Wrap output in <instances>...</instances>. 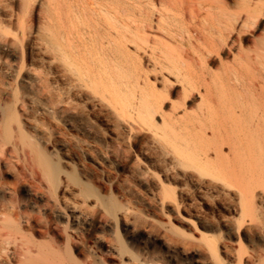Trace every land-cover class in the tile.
Segmentation results:
<instances>
[{
  "label": "rangeland",
  "instance_id": "1",
  "mask_svg": "<svg viewBox=\"0 0 264 264\" xmlns=\"http://www.w3.org/2000/svg\"><path fill=\"white\" fill-rule=\"evenodd\" d=\"M181 1L182 8L186 5L185 1L187 2L188 0ZM193 1L194 3L190 2V4H192L191 6L189 2H187L189 8L192 6H194L193 9L195 8L194 10L189 9V13L187 12L188 10L184 12L182 9H180L181 11L177 9V13L176 11L175 13L173 12L176 16L178 15L177 17L175 16L176 19L179 18L178 21L184 19L185 21L183 23H185L188 20V22L183 25L184 27L189 25V28L192 22L191 29L186 28L184 30L181 28V31L179 26H182L180 25L182 21L178 22L175 20L179 23L178 26V23L174 22L178 28L176 29L175 27V30L179 32L180 29L184 39L178 36L179 40L182 39L181 47L180 45H172L175 52L178 50V53H174L175 55L173 56L177 57L178 55L176 54L180 53L183 56L192 54L191 56H193L194 59L192 62L190 61L192 67H190L189 73L195 76V78L197 77V79L201 76L203 77L206 73L207 79L210 81L208 83H212V95L217 96V93L220 94L222 91L229 93V95H233L234 91L239 89L235 85L233 87L231 86L234 84V80L228 78L231 77L229 66L233 64L234 56L238 55L236 54L238 53V47L245 48L244 50L246 51L250 49L251 52L249 53L254 56L255 53L253 52V48L254 50H259L256 48L261 49L263 46L261 43H263L262 40H264V4H262L264 1L262 0L258 3V1L255 0L257 1L258 6L256 8H258V10L256 9L254 13L251 12V16L248 18L249 20L245 23V26H243L244 29L242 27L239 30L240 32L234 31L232 36L234 35L233 38H236V43L234 45L227 43L225 47L220 41L218 42V35L215 37V32H213L212 37H210V32L203 28V36L202 34L198 35L197 31L199 32L201 27H199V25L196 26V24H198L197 22L207 19L206 21L209 25L214 24L216 27L217 25L214 20L216 16L212 14L213 10L212 12L210 11V14H208L209 16L207 14V17L204 16L205 12H207V10L205 11L204 9V2L202 0H199L202 3H197L199 2L198 0ZM225 1L223 0L222 2L225 3L222 4L224 8L227 7V9L225 8V12L228 15H234L235 13V15H239L240 18H246L248 15L247 13L250 12L247 11L248 8L243 4V0ZM255 1L253 2L256 3ZM236 3L238 4L236 5ZM195 5H199V7H195ZM42 7L40 5H35L34 17L33 15L32 17L31 15L27 17L28 23L30 22V25L33 27L31 28L33 32L31 31V33L28 31V37L26 36V38L29 40L24 39V44H14L16 50L19 49V51H13V49H11L13 47H9L14 39L11 36L16 32L20 33L21 28L19 25H11L10 30L15 29L16 32L12 31L13 34H11L12 32L8 34L10 37L9 41L11 42H9L8 47L0 42V57L4 59L3 63H5L6 60L8 63H5V65H3L4 69L2 68L0 70V111L7 109L6 107L11 106L15 108L16 106V112L20 115L18 118L19 120L21 119L20 121L22 123L19 124L23 126V131L26 133H24L26 136L23 134L25 136V139L23 137L24 141L28 138L26 142L29 141L30 143L28 144H33L35 148H37L33 149L42 150L52 160L60 164L63 170L60 174L62 180L60 179L58 186L57 184H49V181L47 182V179L44 178L40 166H38L39 156H37V154H32L31 160L30 158L28 160V158L23 155L22 151H13V154H11L7 160L0 161V211H5L6 208L9 209L8 203L12 201V197L13 200L19 198L24 208L32 209L33 203L31 201L33 196L31 194L35 193L34 190L36 188L39 189L38 192H36V198L38 204L42 207H45L46 203L49 201L53 203V199L54 201L58 199V203L60 202L65 206L77 203L81 207V213H83L81 219L82 223L75 226V238L74 241H70L69 245L78 264H145L146 262V264H213L214 262L213 260L211 261L212 256L210 255V250L207 248L206 242H204L205 240L203 241L202 238L199 239L201 232H206L211 236H215L214 242L218 250H220V255L226 259L225 262L227 264L228 262L235 263L238 256L245 251H248V254L254 251L264 252V197L261 198L258 196L261 194L260 189L257 190L259 193L257 195L258 198H256V206L258 209H256L255 214L257 217L252 219L251 216H247L245 220H242L241 206L239 205L240 195L237 188L228 187L224 181L215 179L210 175H203L194 164L184 165L180 162L176 153L172 151L173 142L179 145V147H183L186 143H190L189 147L191 146L192 148L195 147V149H199L197 145L194 146L193 144L196 143L195 141L197 140H199L198 142L200 143L201 139L198 138L202 134L200 135L198 133H201L200 131L202 130L204 131L210 123L202 119L201 121H204L205 124L202 126V129V127L198 126L199 120H197V118L195 119L196 116L194 114L195 110H197L196 107L199 105L197 102L201 103L198 96H200V94L203 95L205 91L204 86L200 87V92L198 89L185 96L184 90L181 89L184 86L183 83L179 81L176 82L175 75L169 73L170 71L167 70L168 68L161 70L159 66L158 70H156L157 68L152 67L153 62L151 61V56L148 55L151 52L150 49H152L153 46L154 48L157 47L155 48L156 51L159 48L160 50L164 49V45L153 43L154 38H163V35L157 32L158 29L157 31L153 29L151 32V34L155 32L154 35L151 36V38L153 37L151 42L152 46L149 44L151 47L144 44V51L141 48L139 50L140 53H138L139 51H135L136 45L134 43H131L129 46L131 53L132 51L134 53H130V60H132H129L131 62L129 65L133 66L132 63L137 66L139 65V71L141 72H139V77L141 78H139V90L147 94V101H149L148 103L152 105L155 111L154 120L161 127L156 133L148 127H138L132 118L134 114H129V116L124 115L126 116L124 117L108 100H105L101 96H96L95 93V95H93L91 90L88 91L86 88L85 91L74 89L75 91L73 90V93H69V85H67L59 66L57 67L59 70L56 68V71L61 73L57 75L58 73L56 72L55 80L57 81L55 83V92L53 91V99L49 98V88L46 86V81L52 78V75H48L51 70L49 66L51 59L50 54L46 51L48 49L46 48L47 44H45L47 42L43 34V27H45L44 25L47 23L50 13L45 6ZM198 8L199 10L196 11ZM192 10L195 11V13L198 12V16H200V18H198L201 20L197 21L196 19H192L193 16L190 15ZM193 11L192 14H195ZM199 11H201V13ZM4 12L2 16L4 15L3 17L7 25H9L11 24L8 14L10 11ZM60 12L63 13L62 11ZM178 12H180L181 19ZM181 12H184V15H186L184 16ZM231 12L233 13L231 14ZM213 13L216 12L214 11ZM187 15L189 17L188 19L186 18ZM5 16L8 17L5 18ZM195 18H197V16ZM191 19L196 21V24L195 22L193 23ZM45 20L47 21L44 22ZM154 22L153 23L156 24V19H154ZM60 24L63 25V22H60ZM174 26L175 25H173V27ZM194 26H196V31L195 28H193ZM191 30L195 33L193 34ZM159 31L161 30L159 29ZM180 32L177 34H180ZM190 32H192L194 37ZM156 33L160 36L157 37ZM184 34L187 36L192 35L194 39L191 41L193 42L195 40L194 44H190V39L188 40V37ZM197 36L202 37L200 39L201 42H197ZM215 40H217L218 43L215 42ZM202 42L204 45H202L201 48H206L208 46L212 49L208 57H206L205 60L203 59L206 62L205 65L204 61H202V63L199 61L198 63L200 57L197 53L193 52L195 44L198 45L199 43L200 45ZM211 42H214V44ZM220 43L222 45H220ZM221 46L223 47L221 48ZM4 48L9 49L5 50ZM169 48L170 47L164 50H168L170 52L169 54L173 53V48L172 50ZM145 50H147L146 52L148 53H145ZM160 50L158 51L159 53L161 52ZM19 53L21 54L19 55ZM165 54L163 53V55ZM147 55L150 56V59ZM23 56L25 66H23L21 73H18L17 67L20 65ZM200 60H202V58ZM11 67L13 71H11ZM7 68H9V72ZM130 68L133 70L135 67L133 66ZM133 71H136V69ZM206 74L204 76H206ZM171 75H173V77ZM24 77L28 81H24V79H22ZM164 78L165 80L167 78L169 80L165 81ZM227 78L231 81H228ZM227 82L229 84H227ZM222 84L224 87H222ZM14 88H17L16 91H14ZM5 90L7 91L5 92ZM15 92L18 93H16V96H19V98L14 97ZM62 92L63 94H61ZM210 97L212 96L210 95ZM68 99L69 101H67ZM16 100H18V103H15ZM74 101H76V103ZM21 103L25 104L23 105L24 108ZM83 112H85V114ZM11 120L12 119H9V121ZM12 121L11 124H9V122L8 125H10L11 128L13 127V133L16 135L13 140L21 143V140L17 137L21 134V132L19 133L18 131L19 126L16 124L18 122L13 121L12 123ZM70 121L73 122L71 123ZM201 121L200 123H202ZM205 126L207 127L204 128ZM198 128L201 130H198ZM21 129L20 131H22ZM208 129L211 130L209 127ZM208 129L207 135L210 134V132L212 134V130L209 131ZM2 130L3 128L1 131ZM197 134L199 137H196ZM211 136L207 137L210 138ZM213 138L214 137H211V139ZM27 149L30 150V148ZM200 149L197 151L200 153V161L204 164L203 166H207L211 171L222 175L220 171L221 162L218 156H216L213 146L211 148L213 150L210 149L211 151H208L210 154L207 152L209 156L205 154L206 157L203 156L204 153L202 154ZM74 177L89 185L88 187L92 188V192L94 194L96 193L95 196H91V194H93L92 192H84L83 195L82 192L79 193L81 187L78 183H75ZM34 185L35 188L33 189L32 186ZM56 186L58 189L55 194H53ZM50 187L53 190H51ZM163 188L170 190L171 194L165 195ZM14 194L15 196H13ZM87 194L89 195V199ZM54 195H56V197ZM57 206L58 205H56V207ZM57 210L62 212L59 208ZM52 215L54 216L55 214ZM60 221H62V223L64 222V224L66 223V219L63 217L60 218ZM91 222H93L94 225H91ZM232 228H237L239 230L238 234L243 241V251L239 249V238L231 233ZM179 238L182 240L185 239V243H182L181 240L178 241L179 243L174 242V240L177 241ZM60 240L64 241L63 237H60ZM244 254L246 255V253ZM54 264L74 263L65 259L63 256L59 257V261Z\"/></svg>",
  "mask_w": 264,
  "mask_h": 264
},
{
  "label": "bare ground",
  "instance_id": "2",
  "mask_svg": "<svg viewBox=\"0 0 264 264\" xmlns=\"http://www.w3.org/2000/svg\"><path fill=\"white\" fill-rule=\"evenodd\" d=\"M180 1L181 0H0V42L8 47L10 42L9 41L10 37L8 34L11 33L12 31L13 32L15 31V29L10 30L11 25L12 24L13 25L16 24L17 26L19 25V27L21 28L20 30V28L18 27L20 33L16 31H15L16 33L14 34L13 32L11 33L13 34V36L11 37H13L14 39L12 38L13 43L9 45V47L10 46L13 47L11 48L13 49V51H19V49L16 50L14 44L15 43L24 44V39H27L26 36L28 37V31L31 32L32 31L31 28H33L32 25H30L31 23L30 22L28 23L27 17L29 15H31V17L33 15L34 17L35 5H40L41 7L45 6V8H47V10H49L50 13L48 17L49 19L48 21L47 20L44 21V22L47 21V23H45L44 25L45 27H43L44 29L43 34L45 35L46 37L45 39L47 42L45 44H47L46 48L48 49L46 51L50 54V59H51L49 65L51 67V70L49 72L50 68L48 69V72L50 73L48 75L50 76L52 75L51 76L52 78L50 79L48 78L49 80L47 79L48 81H46L47 82L46 86L49 88L48 91L50 95L49 98L51 99L53 97V91L56 88L55 87V83L57 81L55 80L56 72H57L56 68L59 66L67 85H69V89H68L69 93H71L74 89H77L79 91L81 90L85 91V88L86 90L88 89V91L91 90L93 95L96 94V96H101L105 100H108L111 103V105H113L121 115L129 116V114H134L132 118L134 119L133 121H135L138 127L140 126L148 127L150 130H153V132L155 131L157 133L159 129H161V127L154 120L155 111L153 110L152 105L148 103L149 101H147L146 98L147 94L139 90L138 87L140 84L139 76L141 73L139 71V65L137 66L134 65V63H132L133 66L135 67L133 70L136 69V71H133L132 68H130L133 66L129 65V63H131L130 61L132 60V59L130 60V55L133 53V51L131 53V51L129 50V46L131 43L132 44L134 43L136 45L135 48L136 52H138L141 48L143 49V47H145L143 46L144 44H147L148 47H151L152 46L151 42L153 38V37L151 38V36L154 35L155 33L154 32L151 34V32L153 29H156V31L158 29L157 32L158 33L160 32V35H163L162 36L163 38L162 39L161 37H159L160 39L154 38L153 40L154 44L164 45L163 47L164 49L170 47L169 48L170 50H172L173 46L175 45L176 46L180 45L181 47L182 45L181 40L184 38L181 35L182 32H180V29L182 28L185 30L186 28H188L189 25L188 26L186 25V27H184L183 25L188 22L187 19L189 17L187 15L186 17L187 21L185 23H183L185 21L184 19L179 20L180 22L182 21L183 24L181 23L180 25H182L184 27L183 28L182 26H179L178 23L179 18L176 19L178 15L176 16L174 13L175 11L177 13V9L178 11L182 9V11L184 12L185 10L186 11L188 10L187 12L189 13L190 11L189 9H193L194 6L189 8L187 2H189L190 4V2L194 3V1L192 0L193 1L192 2L191 0L190 1L188 0L186 2L184 0L187 6L184 5L182 8H181L182 3H180ZM202 1L204 2L203 5H205V7L207 8L206 9L204 7L205 11L207 10V12H205V15L204 14L203 15L207 17V15L210 14V11L211 12L212 10L213 12L215 11L216 13L212 12V14H215L216 16L214 17V20L217 26L215 27L214 24L209 25L206 21L207 19L205 21L199 19L200 16H198V12L195 13V11H193L195 9L194 8L192 11L195 14H192L191 11L190 15L193 16V18L191 16L190 17L194 20L196 19L197 21L201 20L197 22L198 24H196V21H193L191 19L193 23L195 22L196 26L199 25V27H201L200 31L199 32L197 31V33L198 35H201L203 32L202 29L205 28L210 32L209 34L210 37H212L213 35L212 33L215 32L214 33L216 35L215 37H217L218 35L217 37L219 39V40L217 39L218 42L220 41L225 47L227 46V43L232 45L236 43V38L234 39L233 38L234 35L232 36V34L234 33L235 30L238 32L243 26H245V23L249 20L248 18L251 16V12L254 13L256 12L255 11L256 9L258 10V8H256L258 6L257 1L259 3V1L262 0H257V1L243 0V4H245L246 8H248L247 11H250L249 13H247L248 15L246 18H240L239 15L237 16L235 15V13L233 15L232 14L233 12H231L232 15H228L225 12V8L227 9V7L224 8L223 5L226 2L225 0L224 3L222 2L223 0H214V1L205 0L206 3L204 0ZM253 1H255L256 3H254ZM197 3H202V2L199 1ZM237 4L238 3H236V5ZM262 4L264 3L262 2ZM191 5L192 4H190V6ZM195 7H199V5L198 6L195 5ZM197 10H199V8L196 9V11ZM4 11H10L8 14H9V21L11 24H9L8 21L9 25H7L3 17L4 15L2 16V13ZM60 11H62L63 13H61ZM184 12L181 13H183L184 15ZM199 12L201 13V11ZM179 13L180 12H178V14ZM195 15L197 16V18L198 17L199 18L198 19L195 18L196 17ZM7 17L5 16V18ZM154 19H156V24H154L155 23ZM175 20L178 22H176ZM60 22H63V25L60 24ZM174 22L178 23L177 25L180 27L179 29L180 34H177L179 32L175 30V27L177 25L174 24ZM173 25L175 26L173 27ZM190 25L192 26V22ZM196 26L193 27L195 28V31H196ZM190 27L188 29L192 28ZM159 29L161 31H159ZM176 29L178 28L176 27ZM192 32L190 33L192 34ZM194 33L195 32H193V34ZM160 35L157 34V37ZM192 35L191 36L186 35V37H188V40L190 39L191 41L194 39L193 38L194 35L193 37ZM178 36L181 37L182 39L179 40ZM201 38L202 37L197 36L196 38L197 42H201L200 41ZM217 40H215V42H217ZM194 41L193 42L191 41L190 44H194ZM262 41L263 43L261 44H263V46L261 49L256 48L259 50H254L253 48V52L255 53L254 56H252L253 54L251 55L249 53L251 52L250 49L246 51L244 50L245 48L243 49L242 47H238L239 48L238 53H236L238 55L234 56L233 58L234 62L232 65L229 66L231 77L228 78L234 80V84L231 86L233 87L235 85L239 89V90H235L233 95H229V93H225L224 91H222V93L219 91L220 94L217 93L218 94L217 96L212 95L211 94L212 93L211 90L213 89V87L211 86L212 83L211 84L208 83L210 81L207 79V74L205 72L204 73L206 74V76H204L205 74L203 73L204 74L203 77L202 76L200 78L198 77L199 79L191 75V73H189V69L190 67H192L191 62L194 59L193 56H191L192 54L189 55L187 53L188 55L183 56L179 52L180 54H176L179 56L178 58V56L177 57L173 56L175 55L174 53H176L178 50L175 52L173 48L174 52L171 53L172 54L171 55L169 54L170 52L168 50H167L168 53L164 49L163 52V50H160V48L156 51L155 48L157 47L154 48V46L152 47V49H150L151 50L150 54H148L151 56V61L153 62L152 67L157 68L156 70H158L159 66L161 70L162 69L164 70V68H168L167 70L170 71L169 73L175 75L176 78L175 77L174 78L176 79V82L179 81L183 83L184 86L183 87L181 86L182 87L181 89L184 90L185 96H187L188 93L190 92L193 93V91L198 89L200 92L201 86L205 87L204 88L205 93L203 92V95H201L198 92L200 94V96L198 97L200 98L199 100L201 103L197 102V104L199 105L198 107H196L197 110H195V112L196 111L197 112L196 113L194 112V114L196 116L195 119L197 118V120H199L198 126L200 127L204 126L205 125L204 121H208L210 123V125L207 126L211 128L212 134L211 132L210 134L212 136L210 134L207 135L208 127L205 126L204 128L206 127L207 128L204 129V131L203 130L200 131L201 133L197 132L198 134L200 135L202 134V135L199 137L197 134L196 136L199 137L198 139H201L200 143L202 146L200 145V143L198 142L199 140L197 139H196L197 141L195 142L196 143L198 142L199 145L198 143L197 144L194 143L193 145L194 146L197 145L199 149L201 146L200 150L202 152L201 151L200 152L202 154L204 153L203 156L205 157L206 155H208L209 153L208 151H211L213 149L215 150L214 152L216 156H218L221 162L220 171L222 175H219V173H215L214 171H211L207 166H203L204 164L201 163L200 161V153L199 151H197L199 149H195V147L192 148L191 146L189 147L190 143H186L185 146L179 147V145L173 142L172 151L176 153L180 162L183 163L184 165L194 164L198 167V169L203 175H210L215 179H220L224 181V183H226L228 187L237 188L239 190V195H240L239 205L241 206L240 208L242 212L241 214L242 220H245L247 216H251L252 219H254V217H257L255 213H256V209H258V207L256 206V198H258L257 195L259 193L257 192L258 189H260L261 191L260 192L261 194L258 196H260L261 198L264 197V40ZM221 43L220 45H222ZM149 44H151V46ZM212 44H214V42ZM200 45L199 43L198 45L195 44V47L193 48L194 49L193 52L197 53L200 59L202 58V60L198 59V63L199 61H201L200 63H202V61H204L205 58L208 57L209 52H211L212 50L207 45L206 48L205 47L201 48L202 45H204L203 42L200 43ZM222 47L223 46H221V48ZM8 49L9 48L5 50ZM159 50L161 51L160 53L158 52ZM146 51L147 50H145V53H148ZM21 53H19V55ZM138 53H140V51ZM163 53L166 54L163 55ZM150 56H148L149 59ZM3 60L4 59L0 57V70L2 68L4 69L3 65L7 63L6 62L7 60L5 61V63H3ZM205 63L206 62L204 61V65ZM24 64L25 63L23 56L20 65H18L17 67L18 73H21L23 66H25ZM7 69L9 72V68ZM11 71H13V69ZM60 73H58L57 75H59ZM17 76L19 77L18 74ZM171 76L173 77V75ZM22 79H24V81H28L26 80L25 77ZM167 80L169 79L167 78L165 81ZM231 80L228 79V81ZM227 84L229 83L227 82ZM222 87H224V85ZM17 88H14L15 89L14 91H16ZM6 91L7 90H5V92ZM16 93L17 92H15L14 97L19 98V96H16ZM61 94H63V92ZM210 95L212 97H210ZM16 101L15 103H18V100ZM67 101H69V99ZM74 102L76 103V101ZM21 104L22 106L25 105L23 103ZM6 108L7 109L0 111V161L7 160L9 156L13 154L12 153L13 151L14 152L22 151L23 155H25V157H27L28 160L29 158L31 160L32 154H37V156H39L38 166H40L44 178L47 179V182L49 181V184H53V185L57 184L58 186V183H60V179H61L60 174L63 172L60 164L57 161L52 160L42 150H35L37 148H35L33 144L32 145L28 144L30 143L29 141L26 142L28 138L24 141L26 133L23 131V126L22 125L20 126V124L22 123L20 121L21 119L19 120L18 118L20 117V115H18L16 112V106L15 108L14 107L12 108L11 106ZM83 113L85 114V112ZM9 119H12L14 122L15 121L18 122L16 124L19 126L18 131L19 133L21 132V134L18 135L17 137H19L21 143L13 140V138L16 135H14L13 133L12 130L13 127L11 128L10 125H8V123L10 122L9 124H11L12 121V120L9 121ZM202 119L205 120L201 121ZM200 121L203 123V125L202 123H200ZM208 122L205 123L209 124ZM2 128H3L2 130L3 132L1 131ZM199 128L198 130H201ZM20 129L23 131V133L22 131H20ZM208 130L211 131L210 129ZM207 136H211L214 138L211 139V137L208 138ZM212 146L213 149H211ZM27 148H30V150H28ZM74 181L75 183H78L79 186L81 187V191L79 193L82 192V195L84 192L91 193L93 191L92 188L88 187L89 185L85 184V182L84 183L81 182L78 178L74 177ZM35 185L32 186L33 189L35 188ZM57 186L55 187L53 194H55V192L57 191L58 189ZM36 189L34 190L35 193L31 194L33 196L31 201L33 203V207L32 209L30 208L31 210L28 208H24L21 205V201L19 200V198L13 200L12 197L11 198L12 201L8 203L9 209L6 208L5 211L3 210L0 211V264H54L55 262L59 261V257H63V256L65 257V259H68L74 264H78V261L73 256L74 253L72 254L69 243L71 240L74 241L75 226L82 223L81 219L83 213H81L80 210L81 207L77 203L76 204L74 203L70 206H65L60 202L58 203L59 201L58 199L54 201L53 198H52L53 203L49 201L46 203L45 207L44 206L42 207L41 205L38 204V200L36 198V192H38L39 189L38 188ZM51 190L53 189L51 188ZM163 192H165V195L171 194V191L168 190L167 188L164 189ZM95 194L93 193L91 194V196L93 195L94 197ZM13 196H15V194ZM54 196L56 197V195ZM87 197L89 199V195ZM56 205H58L57 207L61 209L62 212H60V210H57L58 208L56 207ZM52 214L55 215L53 216ZM62 217L66 219L65 224L64 222L62 223V221H60V218ZM90 224L94 225L93 222H91ZM237 228L236 229L232 228V230L231 229L230 230L233 235L239 238V243H240L239 249L243 251L244 249L242 244L243 241L240 235L238 234L239 230ZM200 234L201 236L199 239L202 238L203 241L205 240L204 242H206L208 246L207 248L210 250L209 252L210 255L212 256L211 261L213 260L215 264H227L225 262L226 259H224L220 255L219 252L220 250H218V247L214 242L215 236L214 235L211 236L206 232H201ZM60 237H63L64 241H61ZM181 238L177 239V241L174 240V242H178L179 240H181L182 243H185L184 242L185 239L182 240ZM244 253H246V255ZM244 253L240 255L238 253L239 256L236 254L238 256L237 261L235 263L228 262V264H264V252L254 251L248 254V251L247 252L245 251Z\"/></svg>",
  "mask_w": 264,
  "mask_h": 264
}]
</instances>
